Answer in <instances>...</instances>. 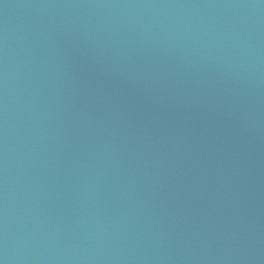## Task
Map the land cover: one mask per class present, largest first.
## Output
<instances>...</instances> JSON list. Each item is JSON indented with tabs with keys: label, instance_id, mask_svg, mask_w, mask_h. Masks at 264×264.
I'll list each match as a JSON object with an SVG mask.
<instances>
[{
	"label": "water",
	"instance_id": "95a60500",
	"mask_svg": "<svg viewBox=\"0 0 264 264\" xmlns=\"http://www.w3.org/2000/svg\"><path fill=\"white\" fill-rule=\"evenodd\" d=\"M0 264H264V0H0Z\"/></svg>",
	"mask_w": 264,
	"mask_h": 264
}]
</instances>
